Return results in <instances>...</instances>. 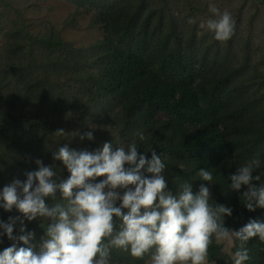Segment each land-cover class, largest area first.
<instances>
[{
    "label": "trees",
    "instance_id": "1",
    "mask_svg": "<svg viewBox=\"0 0 264 264\" xmlns=\"http://www.w3.org/2000/svg\"><path fill=\"white\" fill-rule=\"evenodd\" d=\"M82 1L92 5L93 24L106 34L86 49L55 30L35 34L24 22L0 40L1 191L14 179L26 180V171L38 170L36 159L53 166L54 179H67L70 173L53 159L58 146L94 151L104 142L127 148L135 141L149 159L151 150L161 155L168 190L175 192L187 181L196 193L203 183L210 188V203L231 207L226 227L264 222V209L244 206L246 186L231 191L229 180L246 161L259 158L254 175L264 183V49L251 36H238L239 19L224 42L214 33L198 36L197 26L186 30L171 0ZM187 1L195 10V2ZM58 129L65 135H54ZM89 131L92 141L75 134ZM200 169L212 173L211 184L198 176ZM60 199L57 193L46 203L51 207ZM17 216L24 219L15 208H0V221ZM50 222L24 220L34 233L33 246L38 248L45 236L42 225ZM20 227L17 222L14 235L21 234ZM12 243L6 234L0 236V251ZM239 244L235 240L233 252ZM246 247V264H264L258 236ZM229 260L213 239L208 261ZM149 261L150 255L138 260L117 249L110 255V264Z\"/></svg>",
    "mask_w": 264,
    "mask_h": 264
},
{
    "label": "clouds",
    "instance_id": "2",
    "mask_svg": "<svg viewBox=\"0 0 264 264\" xmlns=\"http://www.w3.org/2000/svg\"><path fill=\"white\" fill-rule=\"evenodd\" d=\"M209 11L217 16L207 21L214 39H230L235 28L231 13L221 14L211 3ZM75 134L82 141L94 140L91 131ZM54 135L65 132L58 129ZM53 159L70 173L67 179H54L53 166L36 159L38 170L26 171V180L14 179L0 191V208L8 212L15 208L24 218L0 221V236L6 234L13 241L0 251V264H110L113 249L138 260L150 255L149 264H207L213 239L239 241L232 264H245L246 244L257 236L264 242V222L250 220L239 230L226 227L225 217L233 209L210 203V188L205 184L196 193L187 181L179 183L175 192L168 190L161 155L151 150L149 159L138 152L135 141L127 148L104 142L94 151L65 144L57 147ZM260 166V159L253 158L229 176L231 191L246 186L241 199L249 211L264 209V183L254 175ZM197 174L202 181L213 182L209 170ZM57 193L61 199L49 207L46 199L56 200ZM37 218L51 221L42 225L45 236L38 248L31 244L34 233L24 223ZM17 222L18 236L14 235Z\"/></svg>",
    "mask_w": 264,
    "mask_h": 264
},
{
    "label": "rangeland",
    "instance_id": "3",
    "mask_svg": "<svg viewBox=\"0 0 264 264\" xmlns=\"http://www.w3.org/2000/svg\"><path fill=\"white\" fill-rule=\"evenodd\" d=\"M193 1L195 10H190L187 0H171L173 14L182 18L186 30L197 26L198 36L213 35L207 28V21L217 18L216 14L209 11L211 3L215 4L221 14L227 10L235 22L240 20L237 30L239 37L251 36L253 42L264 49V0ZM91 10L92 5L82 0H0V40L5 42L4 33L15 23L24 22L35 34L55 30L76 48L86 49L104 39L106 35L101 26L93 24ZM235 30L236 28L234 32ZM219 243L230 255L227 264H232L235 239ZM207 264L215 262L207 259Z\"/></svg>",
    "mask_w": 264,
    "mask_h": 264
}]
</instances>
